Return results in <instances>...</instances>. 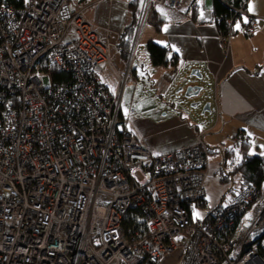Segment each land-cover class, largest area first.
Listing matches in <instances>:
<instances>
[{
  "label": "built area",
  "instance_id": "built-area-1",
  "mask_svg": "<svg viewBox=\"0 0 264 264\" xmlns=\"http://www.w3.org/2000/svg\"><path fill=\"white\" fill-rule=\"evenodd\" d=\"M220 1L234 12L218 29L228 49L237 18L254 27L264 17L250 0ZM74 2L0 0V264H160L178 250L182 264H264V181L195 220L212 148L202 134L162 154L138 142L127 125L135 107L122 104L130 65L124 77L114 69ZM196 2L210 22L214 0H144L130 61L158 7L186 15ZM52 66L72 78L53 80ZM133 209L146 233L129 237Z\"/></svg>",
  "mask_w": 264,
  "mask_h": 264
},
{
  "label": "crops",
  "instance_id": "crops-1",
  "mask_svg": "<svg viewBox=\"0 0 264 264\" xmlns=\"http://www.w3.org/2000/svg\"><path fill=\"white\" fill-rule=\"evenodd\" d=\"M79 1L81 0H76V2ZM260 1L262 0H254L253 3L249 1L248 8L252 14L264 17V6L259 4ZM75 8L79 9L80 6ZM156 15L157 25L153 26L157 29H151L148 37L151 35L150 40L167 46L171 57L177 56V67L175 69H171L170 66L154 67L149 59L148 61L141 59L138 62L139 66L150 73L151 85H157L164 92L185 83L201 85L199 80L203 78V75L211 79L209 91L205 85L202 86L204 99L212 104L214 120L210 124L191 127L192 124L187 122L184 115L179 114L182 111L179 109L176 115L163 117V131L173 129L177 123L179 130L185 129L187 133L183 137L166 143H158L156 140L152 142L140 134L139 131L145 127V121L150 119L146 113L137 112L136 116L129 119V125H132V132L134 136H137L138 142L146 145L154 154L191 145L197 140L198 134L203 133L205 141L214 149L209 157L208 186L214 183L210 178L216 179V183H221L217 173L222 158L217 154V149L222 155V150L225 148L231 147L238 141L242 142L243 140H240L243 136L249 142L248 153L264 156V21H257L253 27V33L249 35L246 33L248 21L242 19L237 27L235 24L229 48L225 49L219 41L218 27L212 22L194 21L190 14L178 15L165 7H158ZM131 63L129 59V65ZM139 66L131 70L130 79L140 77ZM187 67H197L193 71L200 74L202 78L195 75L196 79L186 80L182 72L186 71ZM216 95L220 110L218 119ZM197 99L193 98V101ZM207 135H209V141ZM237 135L239 136L235 138ZM217 189V192L208 194L207 208L213 207L220 198L219 195H222L223 186L220 184ZM180 258L181 253L178 250L166 255L160 264H180Z\"/></svg>",
  "mask_w": 264,
  "mask_h": 264
},
{
  "label": "rangeland",
  "instance_id": "rangeland-1",
  "mask_svg": "<svg viewBox=\"0 0 264 264\" xmlns=\"http://www.w3.org/2000/svg\"><path fill=\"white\" fill-rule=\"evenodd\" d=\"M129 1L130 0H87L88 6L86 7H84L81 4L82 1L76 2L75 0L74 3L75 7H77L78 5L80 6V10H82L81 11L82 15L86 18V20H88L93 25L95 31L100 35L103 42L107 45L113 67L121 74L122 77L126 75L127 72L126 70L129 65V59L130 60L132 59L134 53L133 44L136 36V31L138 29L136 26L135 34L132 40L133 42L131 46V53L129 58L125 59L122 57L121 52L119 50L118 41L120 35L124 31V28L127 27L132 21L131 19L132 12L129 10V6H128ZM143 1L144 0H142L141 8L143 5ZM250 2L253 3L254 0H250ZM263 3L264 0L259 2L260 5L264 6ZM155 18L157 19L156 13H155ZM244 19L246 21L248 20L247 18ZM241 21L242 20L240 19L237 21L236 27L240 25ZM198 22H200L199 12H198ZM153 25L154 24H147L140 35L137 50L135 52L137 56L134 57L133 62L129 66L131 70L139 66L138 62L141 59L142 60L145 59L147 61L149 59L146 51V44L150 40L149 38L151 36L149 35L148 37V32L151 29L152 30L157 29ZM169 66L171 69H175L177 67V64L173 65L172 63H170ZM169 66H161V67H169ZM194 69H197V67H187L186 71L182 72L183 77L186 76L185 77L186 80L196 79V77H194L195 75H192ZM138 71L140 72L139 73L140 77H138L137 79H130L127 85L125 86L122 104L124 107H131L132 105H135L138 113H146L150 117L148 121H145L144 129L139 131L142 136L148 138L152 142L156 140L158 143H166V142L174 141L180 137L185 136L187 133L186 130L183 129L180 131L177 123H175L173 129L168 131H163V124H164L163 117L169 115H176L179 109L182 110L181 112H179V114L184 115V118H186L187 122L189 124H192L191 127L210 124L214 120V115H212V112H206V113L202 112L203 106L200 108L192 107V104L195 101H193V98L190 99L185 96V90L189 86L186 83L180 86L177 85L171 91L164 92L161 91L157 85H151V78H150L151 76L150 73H148V71L141 68V66H139ZM199 81L201 85H205L209 91L212 83L211 79H208L207 77H205V75H203V78ZM181 87L183 88L182 91L180 90ZM216 97L217 95L215 96V100ZM208 99H210L209 94H208ZM216 106L217 108H219V104L217 105L216 103ZM219 115L220 114L217 113V119L219 118ZM129 128L131 131H133V127L131 124L129 125ZM135 137L137 138L136 135ZM207 140L209 141V135H207ZM140 144L142 146H146L143 145L141 142ZM217 151H218L217 154H219L220 157L222 158L221 151L219 149H217ZM158 154H162V153H158ZM221 169H222V165L220 164L219 171ZM209 176L210 174L208 175L207 178L208 194H211L212 192H217L218 190L217 188L219 187L220 184L223 186V193L222 195L221 194L219 195L220 198L217 199L213 207L210 208L206 207L207 208L206 209L197 206V210L194 211L195 220L204 219L208 214H210L216 208H218L221 205V203L223 204V206L226 205L227 202L230 200V197L233 195L232 189H235L239 185L240 175L237 173H234V175H232L229 178L228 182L226 183H216L217 181L216 179L210 178L214 182L212 183L211 186H208ZM135 177L142 180L144 175L142 174L141 171H137L135 173ZM218 178L220 179L219 175Z\"/></svg>",
  "mask_w": 264,
  "mask_h": 264
},
{
  "label": "trees",
  "instance_id": "trees-1",
  "mask_svg": "<svg viewBox=\"0 0 264 264\" xmlns=\"http://www.w3.org/2000/svg\"><path fill=\"white\" fill-rule=\"evenodd\" d=\"M6 5L21 8L24 5V0H1ZM229 4L234 6H240L246 0H226ZM142 0H130L129 1V10L132 12V21L131 23L124 28V31L119 37L118 47L121 52L123 58L128 59L131 53L132 40L135 34V29L138 22V17L140 14ZM200 9V3L196 2L195 5L191 8L190 17L194 21H198V12ZM157 13V12H156ZM234 12L229 8V6L223 3L220 0H214L213 9H212V19L210 22L214 23L218 29L227 28V20L232 18ZM242 20L244 18L239 17L238 20ZM235 22V24H236ZM155 25H157V19L154 21ZM246 33L247 35L251 34L249 30L253 27L251 25H247ZM146 51L148 54V58L154 67L161 66H169L170 63L176 65L177 56L171 55L170 49L162 45L154 40H149L146 44ZM174 56V57H173ZM174 59V60H173ZM43 67H46L45 64ZM51 77L53 80L57 82L67 81L72 78V74L70 72H66L64 70H58L56 66H52L50 68ZM136 110V106L133 105ZM137 115V110L135 114L131 117ZM129 117L127 120L129 127ZM130 129V128H129ZM131 131V130H130ZM132 132V131H131ZM133 134V132H132ZM134 135V134H133ZM237 135L235 138H237ZM243 140V141H242ZM242 142L235 143L231 147H227L222 150V169L219 171L217 175L220 176L221 183L228 182L229 178L237 173L240 175L239 177V185L235 189H232L233 195L230 197V202L233 197L240 192L243 188L247 186H257L264 181V156L263 155H252L247 152V146L249 145L246 137L241 138ZM214 151V150H213ZM211 152V154L213 153ZM210 157V156H209ZM225 200V199H224ZM227 202V203H228ZM223 206L221 203L220 207ZM123 224L125 226L126 234L131 237L135 235L136 232L141 234L146 233V225H145V217L144 214L140 211V209H133L128 212V214L124 217ZM182 257L180 258L182 264Z\"/></svg>",
  "mask_w": 264,
  "mask_h": 264
},
{
  "label": "water",
  "instance_id": "water-1",
  "mask_svg": "<svg viewBox=\"0 0 264 264\" xmlns=\"http://www.w3.org/2000/svg\"><path fill=\"white\" fill-rule=\"evenodd\" d=\"M192 75H198L199 78H202L200 74H196L195 71L192 72ZM182 91L183 88H180ZM203 86L202 85H189L185 90V96L187 98H198L193 104L192 107H201L203 106V113L206 112H212V104L210 101H206L204 99V93H203ZM205 100V103L203 101Z\"/></svg>",
  "mask_w": 264,
  "mask_h": 264
},
{
  "label": "flooded vegetation",
  "instance_id": "flooded-vegetation-1",
  "mask_svg": "<svg viewBox=\"0 0 264 264\" xmlns=\"http://www.w3.org/2000/svg\"><path fill=\"white\" fill-rule=\"evenodd\" d=\"M201 134H202V137H203V139H204V135H203V133H201ZM199 135H200V134H198V136H199ZM198 136H197V139H198ZM204 140H205V139H204ZM196 141H197V140H196ZM196 141H195V142H196ZM195 142H194V143H195ZM205 142H206V141H205ZM206 143H207V142H206ZM207 144H208V143H207ZM208 146H210V145L208 144ZM210 147H211V146H210ZM211 148H212V147H211ZM213 150H214V149L212 148V151H213Z\"/></svg>",
  "mask_w": 264,
  "mask_h": 264
},
{
  "label": "bare ground",
  "instance_id": "bare-ground-1",
  "mask_svg": "<svg viewBox=\"0 0 264 264\" xmlns=\"http://www.w3.org/2000/svg\"><path fill=\"white\" fill-rule=\"evenodd\" d=\"M139 35H140V33H139ZM139 35H138V37H139Z\"/></svg>",
  "mask_w": 264,
  "mask_h": 264
},
{
  "label": "clouds",
  "instance_id": "clouds-1",
  "mask_svg": "<svg viewBox=\"0 0 264 264\" xmlns=\"http://www.w3.org/2000/svg\"><path fill=\"white\" fill-rule=\"evenodd\" d=\"M136 56V55H135ZM134 60V59H133ZM133 60H132V62H133Z\"/></svg>",
  "mask_w": 264,
  "mask_h": 264
}]
</instances>
